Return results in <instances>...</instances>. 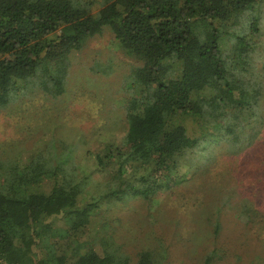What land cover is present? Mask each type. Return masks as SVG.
Segmentation results:
<instances>
[{
  "label": "trees",
  "instance_id": "obj_1",
  "mask_svg": "<svg viewBox=\"0 0 264 264\" xmlns=\"http://www.w3.org/2000/svg\"><path fill=\"white\" fill-rule=\"evenodd\" d=\"M259 1L106 0L94 12L90 0H0V106L23 90L64 93L71 55L105 29L141 61L131 75L139 91L126 109L127 150L113 154L108 146L97 156L99 171L112 160L115 178L131 177L95 195L90 175L80 176L75 167L71 172L63 154L1 161L0 264H132L109 239L101 240L102 253L95 247L69 253L51 235L61 231L62 239L75 243L95 233L96 210L109 196L150 199L159 174L174 172L220 120L257 116L264 71L256 70L263 55L261 18L251 10ZM186 121L196 127L190 130ZM244 123L227 124L219 139L244 141ZM44 243L40 256L34 246ZM135 264L164 262L142 250Z\"/></svg>",
  "mask_w": 264,
  "mask_h": 264
},
{
  "label": "rangeland",
  "instance_id": "obj_2",
  "mask_svg": "<svg viewBox=\"0 0 264 264\" xmlns=\"http://www.w3.org/2000/svg\"><path fill=\"white\" fill-rule=\"evenodd\" d=\"M90 1L94 12L106 2ZM251 11L261 18L258 49L263 55L256 70L263 73L264 0ZM70 63L61 95L23 90L0 106V163L25 162L39 153L63 154L71 172L75 167L80 176L90 175L91 192L110 193L131 175L115 178L117 162L112 160L99 171L97 156L108 146L113 154L118 148L127 150L126 109L139 91L131 87V75L141 61L105 29L87 39ZM243 118L244 141L219 139L227 124ZM185 124L190 130L196 127L191 121ZM210 132L174 172L159 174L157 193L150 199L109 196L96 210L100 219L95 233L70 243L58 231L50 241H63L69 253L89 247L102 253L101 240L109 239L131 256L132 264L142 250H151L164 264H264V92L257 116L220 120ZM44 248L45 243L36 245L34 251L43 256Z\"/></svg>",
  "mask_w": 264,
  "mask_h": 264
}]
</instances>
